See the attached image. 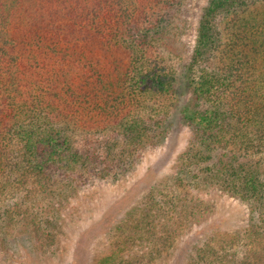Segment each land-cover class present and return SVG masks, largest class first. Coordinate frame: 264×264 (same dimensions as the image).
<instances>
[{
    "label": "trees",
    "instance_id": "1",
    "mask_svg": "<svg viewBox=\"0 0 264 264\" xmlns=\"http://www.w3.org/2000/svg\"><path fill=\"white\" fill-rule=\"evenodd\" d=\"M192 1L0 0V254L52 244L80 190L186 128L96 264L165 260L216 191L247 225L183 264H264V0Z\"/></svg>",
    "mask_w": 264,
    "mask_h": 264
},
{
    "label": "rangeland",
    "instance_id": "2",
    "mask_svg": "<svg viewBox=\"0 0 264 264\" xmlns=\"http://www.w3.org/2000/svg\"><path fill=\"white\" fill-rule=\"evenodd\" d=\"M192 2L191 13L196 15L202 0ZM192 40L191 35L185 41L190 45ZM187 135L188 130L181 128L166 148L161 146L148 153L137 169L121 181L97 182L80 190L72 201L71 215L61 220L62 229L55 234L52 244L37 246L35 237L21 235L9 245L10 250L1 251L0 264H96L120 235L129 233L130 228L122 231L121 225L144 198L150 184L172 173L174 158L186 143ZM206 199L213 211L177 238L169 248V257L151 264L186 263L203 242L229 241L247 225L246 206L237 199L218 191ZM237 244L240 246V241L230 248L238 250ZM243 248L241 245L239 249Z\"/></svg>",
    "mask_w": 264,
    "mask_h": 264
}]
</instances>
